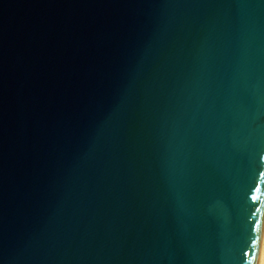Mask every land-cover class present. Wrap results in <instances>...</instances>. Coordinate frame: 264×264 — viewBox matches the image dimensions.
<instances>
[{
  "label": "water",
  "instance_id": "water-1",
  "mask_svg": "<svg viewBox=\"0 0 264 264\" xmlns=\"http://www.w3.org/2000/svg\"><path fill=\"white\" fill-rule=\"evenodd\" d=\"M0 264H264V0H0Z\"/></svg>",
  "mask_w": 264,
  "mask_h": 264
}]
</instances>
